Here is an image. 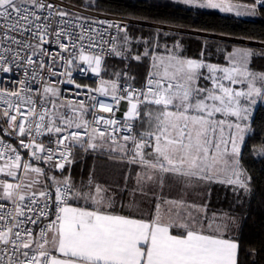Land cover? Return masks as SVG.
<instances>
[{
    "label": "snow or ice",
    "instance_id": "obj_1",
    "mask_svg": "<svg viewBox=\"0 0 264 264\" xmlns=\"http://www.w3.org/2000/svg\"><path fill=\"white\" fill-rule=\"evenodd\" d=\"M177 2L237 16L256 15L258 5L264 9V0ZM70 16L53 0H0V72L23 67L25 77L14 81L18 88L0 87L6 105L0 110V264H238L239 244L230 235L235 217H209L206 204L167 198L156 188L162 190L171 175L183 178L186 188L217 182L250 191L241 145L250 131L251 106L257 98L264 100V72L249 67L252 50L234 49L227 66H221L174 50L161 56L146 48L134 57H151L143 88L102 80L89 91L111 95L114 104L95 95L91 105L84 100L64 103L43 73L66 74L72 84L70 72L53 70L57 59L68 66L78 55L99 74L103 55L86 54L85 39L87 48L96 47L95 30L75 22L86 18L66 19ZM92 23L116 29L104 42L111 43V54L122 55L117 41H129L126 26ZM95 34L103 40L102 33ZM51 44L60 51L51 53L45 47ZM33 82L40 87L33 89ZM122 101L126 107L116 118ZM97 107L110 115L92 111ZM4 135L15 137L18 146L7 143ZM77 148H106L109 158L117 153L138 170L125 177L122 190L95 183L91 174L78 185L71 175ZM129 180L134 181L130 191ZM123 194L130 198L118 210ZM138 196L151 197L154 211L141 212Z\"/></svg>",
    "mask_w": 264,
    "mask_h": 264
},
{
    "label": "trees",
    "instance_id": "obj_2",
    "mask_svg": "<svg viewBox=\"0 0 264 264\" xmlns=\"http://www.w3.org/2000/svg\"><path fill=\"white\" fill-rule=\"evenodd\" d=\"M64 1L81 8L126 16L137 21L127 30L131 41L129 50H123L120 56L112 54L106 59L102 70L105 79L127 81L132 84L144 83L146 75L151 70V57H142L141 60H136L134 57L142 55L146 48L154 53L156 43L159 41L168 44L178 42L182 44L183 51L189 56L196 57L203 52L212 54L214 60L222 62L228 61L227 53L238 45L253 51L252 69L264 72V47L178 30L166 32L149 24L169 25L264 43V9L260 8L256 15L249 18L233 13H221L213 9L194 8L177 0ZM233 1L250 2V0ZM262 147H264V103H260L255 110L241 153V163L250 177V191L244 210L241 212L243 216L241 229L236 236L239 243L238 264H264V152L261 151ZM100 154L105 153L100 152ZM75 156L76 161L71 168L73 178L74 173L78 171V158H92V151L85 152L79 148ZM133 169L136 170V166L126 165L128 174L132 172L134 175ZM90 170L88 168L84 170L86 177L91 173ZM129 182L133 183L132 180ZM123 188V182L117 186V190ZM120 202L127 204L125 194L118 197V209Z\"/></svg>",
    "mask_w": 264,
    "mask_h": 264
},
{
    "label": "crops",
    "instance_id": "obj_3",
    "mask_svg": "<svg viewBox=\"0 0 264 264\" xmlns=\"http://www.w3.org/2000/svg\"><path fill=\"white\" fill-rule=\"evenodd\" d=\"M177 43L178 42L172 44L167 43L168 45H170V48L168 46V49L174 50L178 55L184 58L203 60L206 63L217 64L221 66H227L228 64V61L222 62L219 60H214L213 59L214 56H212V54L208 55L203 52L196 57L189 56L183 51V46L180 43H179L180 47L178 49H174V45H176ZM237 48H244V47L237 45L231 48V50L227 54L231 53L234 49ZM168 49H165L163 51L158 50L159 51L158 54L156 53V49H155L154 53L157 55L166 56L169 54ZM252 57H250L249 60L250 69H252L251 67ZM252 70L256 71L254 69ZM105 80L116 81L117 84L119 81V80H109V79H105ZM206 83L207 81H203V80L201 81V84H206ZM233 87L239 88L238 85H234ZM260 103H262V101H259L257 104L251 106V115L248 121L249 125H251V121L254 116L255 110ZM247 135L248 132L246 133L245 139ZM243 145H241V153H242ZM100 151L101 150L99 149L95 151L92 150V156H91L92 158L89 159L84 157L78 158V165H77L78 171L74 173V180H77L78 185L81 183V181L86 183L90 173L88 177H86L84 170L88 168L91 169L90 170L92 172L91 175L92 176L94 175L93 178L95 183H98L105 187H111L113 189H117V186L122 184V182L124 186L125 177L128 175V171L126 170L127 164L119 158V155L117 153H113L111 158H109L108 154L107 155L100 154ZM104 151H107V149L105 148ZM133 186H134V181L132 184L131 182H128L129 191ZM156 191L157 193H160L162 191L163 195L167 198H172V199L184 198L189 202H195L197 204H206L209 217H211L213 213H216L217 216H223L224 214H228L229 216L235 217L237 223L230 226V235L232 238L236 240V236L240 232L243 221V216L241 212L244 210V206L248 199L249 192L244 193L243 191L240 190L234 191L232 185L222 184L217 182H212V183L198 182L194 184V186L186 188L184 185L183 178L171 176V175L165 178V184L163 189L161 190L160 188H156ZM125 198H126V202H128L130 197L127 194H125ZM137 203L139 205L140 211L143 212L145 215L154 211L151 202V197L144 198L138 196ZM238 256H239V249H238Z\"/></svg>",
    "mask_w": 264,
    "mask_h": 264
},
{
    "label": "built area",
    "instance_id": "obj_4",
    "mask_svg": "<svg viewBox=\"0 0 264 264\" xmlns=\"http://www.w3.org/2000/svg\"><path fill=\"white\" fill-rule=\"evenodd\" d=\"M53 2L58 5L60 8L66 10L72 16L67 17L66 19H71L75 15H79L83 18H86L85 20L82 21H75L76 23H83L85 27L87 28L89 25H91V28L95 30V32H99L103 34V40L99 35H96L95 32H93V38L96 41V47L94 48H87V45L89 41L85 39L84 44L86 46V54H101L102 55V63H101V69L99 74H96L91 71V69L88 67V65L82 61L79 60L78 55L76 59L74 60L73 64L68 65V66H62V62L57 59L55 61V64L53 65V70L56 73H66L70 72L71 73V79L74 81V83L69 84L66 81L68 80V76L65 75H50L47 71L43 73L44 78L46 81L52 84V86L58 88L61 93V101L64 103L67 102H78L79 100H84L86 104L91 105L93 101L90 99V96L95 95L98 100H103L105 103L108 104H114V101L111 98V95L109 96H101L99 93L95 91H89V90H94L97 89L101 86V81L104 80L105 78L102 74V70L104 69L105 66V61L106 59L112 55L111 54V48L112 45L111 43H105L104 41L110 40L111 35H116V29L115 28H108L107 24H98V23H92V21H109V22H118L121 24L122 27L126 26V30H128V27L137 22L136 20L126 17V16H121V15H116V14H111L107 12H101V11H96L92 9H86V8H81L78 6H75L73 4L68 3L67 1L64 0H53ZM246 4V3H242ZM260 9V6H257V10ZM76 32H79V29H76ZM124 33L121 32L119 36L121 37ZM88 33H85V36L87 37ZM19 38V37H18ZM119 40L117 41V47ZM65 43H68L69 41L67 38L64 40ZM6 46V45H5ZM15 47V46H13ZM45 47L48 48V50L55 54L59 52V48L55 44L51 45H45ZM64 56H68V53H63ZM47 62L51 63V57H45L44 58ZM152 70V69H151ZM150 70V71H151ZM149 71V72H150ZM29 72H31V69H29ZM148 72V74H149ZM148 74L146 75V78L144 80V83L142 84H132L127 81H118V85L121 88H128L129 86L134 87L136 89L143 88L146 79L148 77ZM24 77V68L21 67L19 69H15L13 72L9 73H2L0 72V87L3 88H8L11 89L13 87H19L18 85L14 84V81L19 80ZM29 81L31 82V78L29 76ZM39 80V77L37 78ZM64 81L63 83H57V81ZM76 84L81 85V87L78 89L76 88ZM31 87L33 89H37L40 87V84L38 82H33L31 83ZM35 93H33L34 95ZM6 105L3 103V100H0V110H2ZM126 104L125 102H121L119 108V111L115 112V117L116 118H121L122 117V112L125 109ZM92 111H96L98 114L104 115L106 118L110 115L108 113H99V108L97 107L96 109H93ZM87 119L91 120V114L86 117ZM0 135H3L0 133ZM4 139L7 143L12 144L13 146H18V142L15 140V137L12 136H7L4 135ZM47 142V140H46ZM78 149V148H77ZM77 149L74 151V156L77 151ZM22 155L24 154V150H21ZM3 176L2 174H0ZM11 179V178H9Z\"/></svg>",
    "mask_w": 264,
    "mask_h": 264
},
{
    "label": "rangeland",
    "instance_id": "obj_5",
    "mask_svg": "<svg viewBox=\"0 0 264 264\" xmlns=\"http://www.w3.org/2000/svg\"><path fill=\"white\" fill-rule=\"evenodd\" d=\"M234 3H238V4H242V3H240V2H236V1H233ZM233 14H235L234 12H233ZM242 17H249V18H251V17H253L254 15H241ZM149 24H151V25H153V26H155V27H158V28H161L162 30H164V31H166V32H168V31H174V30H176L175 28H180V29H183V31L182 30H179L178 29V31H181V32H188V33H193V32H190V31H186V30H190V29H185V28H181V27H175V26H169V25H161V24H155V23H149ZM173 27H175V28H173ZM193 31V30H192ZM201 33H203V32H200V33H193V34H200V35H204V34H201ZM210 34V33H209ZM215 35V34H214ZM205 36H208V37H213V36H210V35H205ZM123 36H121V38H122ZM213 38H217V37H213ZM218 39H221V38H218ZM223 40H227V39H223ZM228 41V40H227ZM230 41H232V40H230ZM234 42H236V41H234ZM239 43H241V42H239ZM248 44V43H247ZM157 45H158V47H157ZM251 45H253V46H256V47H264V45H258V44H251ZM168 46H169V48H170V45H168L166 42H157L156 43V53L158 54L159 53V51H163V50H165V49H168ZM131 47V41H130V39H129V41L125 44L123 41H122V39H120L119 40V43H118V49H120L121 50V52L123 51V50H125V49H127V50H129V48ZM159 50V51H158ZM169 50V49H168ZM257 72V71H256ZM106 81V80H105ZM239 86V88L240 87H243L242 85H238ZM259 101H262V103H264V100H261L260 98H257V103L259 102ZM256 103V104H257ZM79 149V148H78ZM89 151H92V150H89ZM100 152H102V151H100ZM106 155L108 154V152L107 151H103ZM75 161H76V156H75ZM75 163V162H74ZM73 163V164H74ZM73 164L71 165V168H72V166H73ZM92 173V172H91ZM90 173V174H91ZM65 174H67V173H65ZM72 175V174H71ZM94 176V175H93ZM4 177L3 176H1L0 175V179H3ZM73 178V177H72ZM73 180H74V178H73ZM76 183H77V180H74ZM82 182V181H81Z\"/></svg>",
    "mask_w": 264,
    "mask_h": 264
},
{
    "label": "water",
    "instance_id": "obj_6",
    "mask_svg": "<svg viewBox=\"0 0 264 264\" xmlns=\"http://www.w3.org/2000/svg\"><path fill=\"white\" fill-rule=\"evenodd\" d=\"M175 28V27H173ZM176 30H182L183 29H180V28H175ZM186 31H190V32H193V33H200V32H197V31H192V30H186ZM201 34H204V35H210V36H213V37H217V38H221V39H227V40H232V41H236V42H241V43H248V44H258V45H264V43H261V42H257V41H251V40H245V39H238V38H231V37H226V36H221V35H214V34H209V33H201Z\"/></svg>",
    "mask_w": 264,
    "mask_h": 264
}]
</instances>
